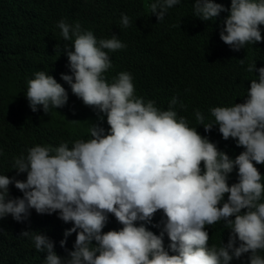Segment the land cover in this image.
<instances>
[{"label":"clouds","instance_id":"1","mask_svg":"<svg viewBox=\"0 0 264 264\" xmlns=\"http://www.w3.org/2000/svg\"><path fill=\"white\" fill-rule=\"evenodd\" d=\"M74 1L0 0V264H264V0Z\"/></svg>","mask_w":264,"mask_h":264},{"label":"trees","instance_id":"2","mask_svg":"<svg viewBox=\"0 0 264 264\" xmlns=\"http://www.w3.org/2000/svg\"><path fill=\"white\" fill-rule=\"evenodd\" d=\"M19 2L23 9L22 17L7 22L13 33L6 29H2L7 34V43L12 47L15 54H17V50L22 47L21 39L24 40L28 36L29 14L37 12L39 19L43 22L41 38L49 37L51 34L56 33L55 24L58 19L53 14V6L68 5L69 3L75 5L78 4L74 0H19ZM35 66H37L36 60L33 57L26 55L23 68L33 69ZM21 69L22 67L9 68L6 65L1 67L3 82L9 89L13 88V86L19 82L17 92L25 85L27 80L26 76H17V72ZM56 111L60 110H53L51 112ZM46 117L47 115L43 114L32 116L33 119L31 120V125L27 128L26 133L24 130L25 125L23 123L19 124L11 133L14 143L19 147L24 143V140L27 145L31 144L30 138L32 128L35 125L42 124Z\"/></svg>","mask_w":264,"mask_h":264}]
</instances>
